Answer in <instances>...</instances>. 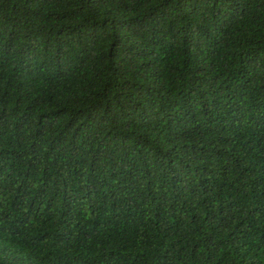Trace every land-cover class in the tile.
<instances>
[{"label": "trees", "instance_id": "obj_1", "mask_svg": "<svg viewBox=\"0 0 264 264\" xmlns=\"http://www.w3.org/2000/svg\"><path fill=\"white\" fill-rule=\"evenodd\" d=\"M0 264H264V0H0Z\"/></svg>", "mask_w": 264, "mask_h": 264}]
</instances>
